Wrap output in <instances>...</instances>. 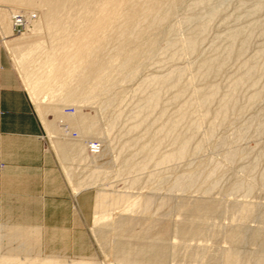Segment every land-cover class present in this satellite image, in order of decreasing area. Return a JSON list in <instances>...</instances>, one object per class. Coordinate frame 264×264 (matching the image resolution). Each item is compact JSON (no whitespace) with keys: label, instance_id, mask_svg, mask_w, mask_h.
I'll list each match as a JSON object with an SVG mask.
<instances>
[{"label":"rangeland","instance_id":"374dc122","mask_svg":"<svg viewBox=\"0 0 264 264\" xmlns=\"http://www.w3.org/2000/svg\"><path fill=\"white\" fill-rule=\"evenodd\" d=\"M82 1L75 0L62 10L60 19L63 24L60 22L62 25L58 27L54 21L47 19L49 7L40 2L0 0V86L16 87L27 96L41 129L37 140L42 154L56 161L65 181V186L50 190V195L45 197L66 200L62 204L65 211L64 207L59 206L61 208L57 213L52 209L42 213L40 209L25 212L16 203L7 199L0 200V264H72L79 261L89 264H257L255 258L262 252L264 238V183L260 180V175L264 174V68L260 66L264 56L259 52L264 50V4L262 11H256L254 7L261 0H162V7L173 6L168 18L156 26L148 18L142 19L137 29V32L141 30L138 39H142L134 42L133 39H120L118 34L134 8L112 5L116 7L113 9L110 6L113 0H90L92 2L85 5ZM206 1H211L212 8L220 5V12L208 24L207 31L201 30L199 33L202 23L208 20V13L204 14L206 20L202 14L206 9L207 12L211 9ZM135 2L137 8L142 7L149 15L144 0ZM104 3L118 17L115 15L111 19L110 27L106 25V32L104 28L98 32L100 37L98 34L92 36L95 39L92 45L99 47L96 53L91 58L85 57L69 74L63 67L59 70V61L69 56L78 58V61L86 54V50L76 44L86 43L83 36L89 33L88 21L98 18L95 14L104 9ZM105 9L110 10L107 7ZM197 15L200 18L203 16L204 21H200ZM20 16L24 19L30 17L31 21L26 27L27 32L17 34L14 29L11 30L10 21ZM191 16H197L195 18L198 21L192 17L195 22L189 23L191 19L188 20V17ZM150 23V30L145 29L146 26L150 27ZM257 23L261 24L258 26ZM255 26L263 27L256 29ZM69 28L72 31L70 34ZM234 32L242 34H239L241 38L237 36V39H233L236 41L233 43L231 36ZM192 35L199 36L197 38L200 43L194 53L187 55L181 46ZM245 37L249 38L250 43L248 40V43L243 41ZM72 41H76L75 44ZM142 43H146L145 46ZM230 43L234 44L230 49H234L235 53L227 56L224 51L228 47L225 45L230 46ZM74 48L77 51L80 49V52L77 53ZM133 48L140 50L139 54L130 67L124 68L120 52L126 50L128 53V49ZM179 51L184 54H179ZM175 54H178L177 57ZM222 59L225 60L223 63ZM88 60L99 66H111L105 70L102 80L99 78L97 81L92 73L84 69ZM210 60L217 69L213 68L216 71L212 70L211 74L204 76L205 65ZM251 61L255 63L250 64ZM54 64L55 69L52 68ZM132 65L138 67L133 74ZM251 65L256 71L260 67L257 71L260 74L256 72L259 77L251 78L253 81L256 79L253 84L250 77L249 82L247 80L243 83L249 70L244 68ZM173 69H187L186 72L182 71L184 76L179 84L173 85L175 88L171 85L161 87L162 90L159 86L145 87L152 76L164 77ZM79 71L82 74L79 75ZM242 71H245V76ZM240 77L244 85L237 81ZM2 78L3 81L8 80V83L5 84ZM234 81L240 83L238 91L235 88L237 83L234 86L235 92L232 89ZM51 87L58 89L56 93L48 92ZM159 88L160 100L156 108L145 109L148 98ZM211 88L218 90L217 96L206 105L207 108L200 110L195 92L207 94L212 91ZM46 93L47 98H44ZM177 95L179 98H176ZM60 100L67 103L62 104ZM222 102L228 103V110L224 114L220 110L227 103ZM62 106H68L67 110H77L70 122L80 134L72 129L67 120L61 119ZM201 115L205 116V121H202L204 123L201 122ZM84 119L88 123L84 124ZM93 120L97 122L99 132L94 135L84 134L82 130H86ZM196 121L201 122L198 131L193 129V124L198 123ZM47 125L50 126V132L46 130ZM3 135L7 139H0V169L6 164L2 159L16 153L8 150L13 143H22L30 148L36 146L29 138H25L28 135L24 133ZM184 140L191 141L187 155L181 160L165 162L163 159L166 155L176 153ZM90 143L99 145L95 148L96 153L99 152L103 157L99 162H91L96 153L90 152ZM103 144L107 146L105 152L102 150ZM234 150L235 159L225 161L227 154ZM30 157L23 150L22 158L18 161L30 162ZM178 184H182L180 189ZM244 185L252 186V191L247 192V187L240 190ZM79 186L85 189L76 194L75 190ZM37 188L15 187L14 190L25 192L22 197L35 198L39 196L37 192L41 191ZM1 190L4 189L0 184ZM98 192L112 193L113 196L125 194L128 198L115 208H107V204L103 212L96 210ZM147 197L153 201L150 207L144 206ZM238 204L244 211L241 209L238 212ZM234 208L236 211H233ZM245 208L250 210L251 216H244ZM234 212L237 216H234ZM42 214L45 216L27 217ZM197 233H202L201 237H196L199 236ZM238 235H242V239L239 240ZM197 251L202 254L199 253L200 258ZM228 253L238 258L228 261Z\"/></svg>","mask_w":264,"mask_h":264},{"label":"bare ground","instance_id":"6f19581e","mask_svg":"<svg viewBox=\"0 0 264 264\" xmlns=\"http://www.w3.org/2000/svg\"><path fill=\"white\" fill-rule=\"evenodd\" d=\"M34 1H37V2H40V3H42V4H44V5H46V6H48L49 7V13H48V16H47V19L49 20V21H54L55 22V25L57 26V25H59V24H63V22L61 21V19H60V13L62 12V10L63 9H65L66 7H68L69 6V4H72L74 1H72V2H70L69 0H34ZM109 1V0H108ZM136 0H113L111 3H110V6H111V8L112 7H114V6H112V5H115L116 7L118 6V7H132V8H134L131 12H130V15H129V17H127V19L125 20V26L123 27V29L121 30V31H119V38L120 39H125L126 41L127 40H132L133 39V41L134 40H141V39H138V37H139V32H141V30H139L138 32H137V29H138V24L140 25V21L143 19V20H146L147 18L149 19V21L152 23V25H154L155 24V26L156 25H159V24H161L162 22H164L167 18H168V16H169V14L171 13V11H172V8H173V6L172 5H170V7L168 8V7H162V5L164 6V3H163V1L162 0H144V2H143V4H145V6H146V8L150 11V13H149V15L146 13V11L145 10H143L142 9V7H140L141 9H139V8H137V3L135 2ZM223 1V0H222ZM92 1H90V0H84V1H82V3L85 5V4H87V3H91ZM104 2V1H103ZM200 2V1H199ZM206 2H209V4H206V5H209L208 7H209V9H210V7H211V9L209 10V12H207V9L205 10L206 12H204L202 15L203 16H205L204 14H206V13H208V14H206L207 15V18H208V20H206V16L204 17L205 19L204 20H206L207 22H205L204 20H202V17L200 18L198 15V19L201 21L202 20V22L204 21V23H202L201 24V22H200V25H202L201 27H202V29H199V33H200V31L202 30H206L207 29V27H208V24L214 19V17L216 16V14H218V12H220V11H218L219 10V7H220V5H219V7H216V5H215V7L213 6V8H212V6H210V3H211V1H206ZM16 3V2H15ZM205 3V2H204ZM258 3H260V2H258ZM200 4V3H199ZM201 4H203V2H201ZM262 4H264V1L262 2V0H261V3L260 4H258V6H255L254 8H256L255 10L256 11H262V9H263V5ZM106 5V3H104V6ZM107 5H108V3H107ZM212 5V4H211ZM222 5V4H221ZM88 6V5H87ZM100 5H98L97 7H99ZM102 6H103V3H102ZM110 6L108 7V6H105L104 7V9H103V7H101V9H103V10H99V12L97 11V13H96V11H95V15H96V17H98V18H92L91 20H89L88 22V24H90V29L89 30H87L89 33L87 34V35H84L83 36V40H85L86 41V43L84 44L83 42V44L81 43H78V44H76V45H79V47H80V49H82V50H86V54L83 56V57H80V59L77 61V59H74L73 58V56L71 57V56H69L68 58H63L64 60H62V61H59V65H58V69L60 70V68L61 67H63V68H65V71L67 72V74H69V73H71V72H73V70H75V67L80 63V62H82L84 59H85V57H88V58H91L95 53H96V50H98V49H96V48H99V47H96L95 45H92V42L95 40L94 38H92V36L94 35V37L95 36H97V34H98V32L100 31V30H102L103 28L105 29L106 28V25H109V22L111 21V19H113L114 17H115V15L117 14L113 9H116V7H114L113 9H110ZM202 6V5H201ZM218 6V5H217ZM109 8L110 10H108V9H105V8ZM192 7V6H191ZM207 7V8H208ZM73 8V7H72ZM175 8V7H174ZM194 8H195V6H194ZM68 9V8H67ZM71 9V8H70ZM94 9V8H93ZM99 9V8H98ZM119 9H117V11H118ZM254 10V11H255ZM123 11H125V9L123 10ZM255 11V12H256ZM87 12V11H86ZM122 12V11H121ZM123 13V12H122ZM257 13V12H256ZM85 14V13H84ZM92 14V13H91ZM82 15V14H81ZM86 15V14H85ZM85 15H84V17H85ZM120 15H122V14H120ZM92 16V15H91ZM117 16V15H116ZM197 16H195V17H197ZM201 16V15H200ZM118 17V16H117ZM121 17V16H120ZM123 17V16H122ZM193 16H191V17H188V20L189 19H191ZM195 17H193V20H196L197 18H195ZM187 18V17H186ZM195 18V19H194ZM40 19V18H39ZM198 19L196 20V21H198ZM81 20H82V18H81ZM119 20H120V18H119ZM142 20V21H143ZM188 20H186V21H188ZM192 19L189 21V23L190 22H192L193 21ZM31 21V18L30 17H28V19H26V22H27V25L26 26H28V22H30ZM49 21H48V23H49ZM63 21H64V19H63ZM118 21V20H117ZM61 22V23H60ZM68 22V21H67ZM71 22H72V20H71ZM70 22V23H71ZM193 22H195V21H193ZM264 22V21H263ZM81 23V22H80ZM85 23V22H84ZM117 23V22H116ZM151 23L150 24H148L150 27H148V26H146L147 28H145V29H148V28H151L152 27V25H151ZM186 23V22H185ZM61 24V25H62ZM65 24V23H64ZM68 24V23H67ZM73 24V23H72ZM187 24V23H186ZM185 24V25H186ZM199 24V23H198ZM259 24H261V23H257V25L259 26ZM40 25H41V22H40ZM55 25L53 26V28L55 27ZM83 25V24H82ZM85 25V24H84ZM256 25V24H255ZM262 25H264V23H262ZM34 26V25H33ZM70 26H71V24H70ZM87 26V27H88ZM111 25H109L108 27H110ZM161 26V25H160ZM211 26V25H210ZM258 26H255V28L256 27H258ZM58 27H60V25L58 26ZM67 27H69V26H67ZM143 27V26H142ZM142 27H140L139 29H141ZM185 27V26H184ZM200 27V26H199ZM200 27V28H201ZM261 27H263V26H260V27H258V28H261ZM10 28H11V30L12 29H14V21L12 20V18H11V21H10ZM62 28V27H61ZM180 28V27H179ZM35 29V28H34ZM41 29H42V27H41ZM40 29V30H41ZM56 29V28H55ZM59 29V28H58ZM64 29H66V28H64ZM83 29H84V27H83ZM111 29V28H110ZM155 29V28H154ZM257 29V28H256ZM262 29V28H261ZM143 30V29H142ZM148 30H150V29H148ZM263 31H264V28L262 29ZM37 31H39V29L37 30ZM43 31V30H42ZM46 31V30H45ZM47 31H48V29H47ZM52 31V30H51ZM65 31V30H64ZM67 31V30H66ZM69 34L70 33H72V31L70 30V28H69ZM82 31V30H81ZM84 31V30H83ZM103 31V30H102ZM107 31H108V29H107ZM157 31V30H156ZM207 31V30H206ZM239 31H242V30H239ZM262 31V32H263ZM25 32H27V31H25ZM40 32V31H39ZM52 32H55V31H52ZM51 32V33H52ZM56 32H59V31H56ZM61 32H63V31H61ZM77 32V31H76ZM101 32V31H100ZM99 32V33H100ZM105 32H106V29H105ZM105 32L104 33H102V34H105ZM231 32V31H230ZM238 32V31H237ZM237 32H234L235 34H233L232 36H231V38H232V40L230 39V37H228V39H230L231 40V42H233L234 40L233 39H237L238 37L237 36H240V38H241V35H239L240 33L242 34V32L244 33V31H242V32H240V33H237ZM50 33V34H51ZM86 33V32H85ZM145 33V32H144ZM150 33V32H149ZM204 32H202V34H203ZM39 34V33H38ZM44 34V33H43ZM62 34V33H61ZM64 34V33H63ZM67 34V33H66ZM232 34V33H231ZM245 34V33H244ZM243 34V35H244ZM23 36L22 37H24V34H22ZM194 35H196V34H194ZM194 35H192V37H188V39L186 40V41H184L183 42V45L182 44H180V46L183 48L184 47V51H185V53L188 55L189 53H194L196 50H197V46H198V42H199V38H197V37H199V36H201L200 34H199V36H194ZM197 35H198V30H197ZM247 35V34H246ZM21 36V35H20ZM26 37H28L27 35H25ZM76 36V35H75ZM79 36V35H78ZM98 36H99V34H98ZM144 35L142 34V36L141 37H143ZM154 36V35H153ZM163 36V35H162ZM174 36V35H173ZM177 36V35H176ZM229 36V35H228ZM248 36H249V34H248ZM247 36V37H248ZM57 37V36H56ZM69 37V36H68ZM100 37V36H99ZM175 37V36H174ZM185 37H186V35H185ZM237 37V38H236ZM251 37V36H250ZM58 38V37H57ZM78 38V37H77ZM98 38V37H97ZM96 38V39H97ZM118 38V39H119ZM243 38V37H242ZM15 39V38H14ZM21 39V38H20ZM26 40L24 41V42H26L27 41V38H25ZM73 39V38H72ZM117 39V38H116ZM117 39V40H118ZM119 39V40H120ZM154 39V38H153ZM181 39V38H180ZM16 40V39H15ZM74 40H78V39H75L74 38ZM93 40V41H92ZM99 40H100V42L99 43H101V41H102V37L101 38H99ZM107 40H108V38H107ZM146 40V39H145ZM144 40V41H145ZM158 40V39H157ZM200 40H201V38H200ZM244 40H246L245 42L246 43H248L247 42V40L249 41V38L247 39L246 37L243 39V41ZM71 41V40H70ZM76 41H72L73 42V44H75V42ZM81 41H82V39H81ZM88 41V42H87ZM98 41V40H97ZM104 41V40H103ZM122 41H124V40H122ZM125 41V42H126ZM174 41H175V39H174ZM201 41H203V40H201ZM240 41H241V39H240ZM239 41V42H240ZM17 42H19V41H16V43ZM72 42H71V44H72ZM135 42V41H134ZM157 42V41H156ZM234 42H236V41H234ZM233 42V43H234ZM8 44H9V42H7ZM11 43V42H10ZM16 43H15V45H16ZM69 43V42H68ZM67 43V44H68ZM128 43V42H127ZM141 43V42H140ZM151 43H153V42H151ZM177 43V42H176ZM175 43V44H176ZM200 43V42H199ZM202 43V42H201ZM242 43V42H241ZM245 43V44H246ZM249 43H250V41H249ZM8 44H7V46H8ZM66 44V43H65ZM95 44H97V42L95 43ZM123 44V43H122ZM130 44V43H129ZM143 44V43H142ZM145 44L146 43H144L143 45L145 46ZM179 44V43H178ZM231 44V43H230ZM5 45V44H4ZM18 45V44H17ZM177 45V44H176ZM200 45V44H199ZM229 45V44H228ZM231 45H233V46H231ZM230 46H226L225 45V47H228L224 52H226V54H227V56H229V55H231V53L232 52H234L233 50L234 49H230V48H233L234 47V44H231ZM243 45H244V42H243ZM10 46H14V45H12V44H10ZM9 46V47H10ZM57 46V45H56ZM61 46H64V45H61ZM75 46V45H74ZM98 46V45H97ZM135 46H137V45H134L133 47H135ZM170 46H172V44L170 43ZM214 46H216V45H214ZM245 46H247V44L245 45ZM71 47V46H70ZM103 47H104V45H103ZM142 47V46H141ZM149 47H150V45H149ZM153 44L151 45V48H152V50H153ZM175 47V46H174ZM178 47V46H177ZM123 48V47H122ZM128 48V47H127ZM137 48V47H136ZM136 48H133V49H136ZM171 48V47H170ZM55 49V48H54ZM77 49V48H76ZM80 49H79V51H77V50H75V48H74V50L78 53V52H80ZM133 49H128L129 51H128V53L126 52V50L124 51H121L120 52V55L122 56V58H123V66H124V68L125 67H130L131 66V64L133 63V61H134V59L136 58V56L139 54V51L140 50H138V49H136V50H134V51H132ZM143 49V48H142ZM147 49V48H146ZM216 49V48H215ZM236 49V48H235ZM264 49V48H263ZM262 49V50H263ZM62 51H61V53L63 54V52H64V48L62 47V49H61ZM130 50L132 51V52H130ZM173 50V49H172ZM176 50V49H175ZM182 50V51H183ZM218 50V49H217ZM228 50V51H227ZM69 51V50H68ZM74 51V52H75ZM103 51V50H102ZM151 51V50H150ZM222 51V50H221ZM244 51H245V49H244ZM264 51V50H263ZM263 51H259V52H261V54H263V56H264V52ZM54 52V51H53ZM73 52V55L75 54ZM176 52V51H175ZM177 52H178V50H177ZM238 52V51H237ZM65 53H68V52H65ZM70 53V52H69ZM84 53V52H83ZM119 53V52H118ZM117 53V54H118ZM144 53V52H143ZM182 53V55L184 54V52H181ZM180 53V51H179V54H181ZM219 53V52H218ZM222 53V52H221ZM235 53V52H234ZM239 53V52H238ZM81 54V53H80ZM260 54V53H259ZM76 55V54H75ZM174 55V54H173ZM176 56L175 57H177V55L178 54H175ZM191 55V54H190ZM189 55V56H190ZM222 55H223V53H222ZM62 56V55H61ZM66 56V55H65ZM218 56V55H217ZM226 56V57H227ZM234 56V55H233ZM232 56V57H233ZM259 57H261L260 55H258ZM110 57H112V56H110ZM114 57V56H113ZM112 57V58H113ZM117 57V56H116ZM180 57V56H179ZM187 57V56H186ZM214 57V56H213ZM212 57V58H213ZM220 57V56H219ZM225 57V58H226ZM231 57V56H230ZM256 57V56H255ZM54 58V57H53ZM88 58H86V59H88ZM209 58V57H208ZM215 58V57H214ZM60 59V58H59ZM62 59V58H61ZM93 59V58H92ZM98 59V58H97ZM97 59H96V61H97ZM111 59V58H110ZM117 59V58H116ZM119 59V58H118ZM173 59V58H172ZM171 59V60H172ZM176 59V58H175ZM206 59V58H205ZM218 59V58H217ZM228 59V58H227ZM262 59V58H261ZM263 59H264V57H263ZM207 60H209V59H207ZM211 60H213V59H211ZM210 60V61H211ZM215 60V59H214ZM223 60V59H222ZM254 60H256V59H254ZM57 61V60H56ZM55 61V62H56ZM89 61V62H88ZM87 62V66H86V68L84 67V69H87V71L89 72V74L90 73H92L93 75H94V77H96V80L98 81V80H102V77H104V72H105V70L106 69H108L109 67H111L110 65H109V67L107 66V65H102V66H99L97 63H95V62H90V60H88ZM99 61H101V59L99 60ZM111 61V60H110ZM109 61V62H110ZM119 61V60H118ZM180 61V60H179ZM217 61H219V60H217ZM225 60H223L222 61V63L224 62ZM227 61V60H226ZM208 62V61H207ZM252 62L253 61H251L250 62V64H252ZM214 62L213 61H211V62H208L206 65H205V75L204 76H206V75H208V74H211V72H212V70H213V68H215V69H217L216 67H215V65L213 64ZM219 63V62H218ZM222 63H220L219 65H221ZM247 63V62H246ZM249 63V62H248ZM253 63H255V62H253ZM215 64H217V63H215ZM262 64V63H261ZM263 64H264V62H263ZM260 65L261 66V68H264V65ZM56 64H54L53 65V69H55V66ZM224 65V64H223ZM246 65V64H245ZM248 65V64H247ZM55 66V67H54ZM119 66V65H118ZM120 66H121V64H120ZM203 66V65H202ZM250 66V65H249ZM249 66H245V70L246 69H249V70H247V72H248V78H247V76H245L246 74H244V72H243V74H244V76L246 77V80H244L245 78H243L244 76H243V74L241 75L242 76V78H243V80H244V82L243 83H245V81H247L248 79H249V77H250V79L251 78H256L258 75H257V71L260 69V67H258L259 69L256 71L255 69H254V67L255 66H257V63L256 64H254V67H253V65H251V67H249ZM112 67H114V65L112 66ZM132 67H133V65H132ZM246 67H249V68H246ZM51 68V69H52ZM137 68L138 67H136V68H132V70H131V74H133L135 71H137ZM180 68V67H179ZM186 68V67H185ZM197 68V67H196ZM200 68V67H199ZM123 69V68H122ZM183 69V68H182ZM178 70V71H174V69H173V71L171 72V73H165L166 74V76H164V77H160V76H157V77H155V76H152V78H150V79H148L147 80V84H145V87H150V86H159L160 88L162 87L163 88V86H172V87H174L173 85H176L177 86V84H179V81H181L180 79L182 78V76H184L183 74V72H186L187 71V69H184V71L183 70ZM198 69V68H197ZM219 69V68H218ZM81 70V69H80ZM117 70V69H116ZM204 70V69H203ZM82 71V70H81ZM81 71H79L80 73H79V75L80 74H82L81 73ZM83 71H85V70H83ZM82 71V72H83ZM123 71V70H122ZM183 71V72H182ZM214 71H216V70H213V72ZM218 71V70H217ZM220 71V70H219ZM260 71H262V69L260 70ZM75 72V71H74ZM78 72V71H77ZM257 72V73H256ZM263 72V71H262ZM58 73V72H57ZM62 73V72H61ZM76 73V72H75ZM85 73V72H84ZM127 73H128V71H127ZM204 73V72H203ZM202 73V74H203ZM130 73H128V75H129ZM194 74V73H193ZM200 74V73H199ZM258 74H260V72L258 73ZM65 75V74H64ZM76 75H78V74H76ZM84 75V74H83ZM127 75V76H128ZM131 76V75H130ZM256 76V77H255ZM59 77V76H58ZM80 77V76H79ZM208 77V76H207ZM259 77V76H258ZM69 78H70V76H69ZM100 78V79H99ZM241 77L239 78V79H237V81L239 80L240 82L242 81V80H240V79H242ZM65 79V78H64ZM124 79H126V78H124ZM253 79H251L252 81H253ZM90 80V79H89ZM88 80V81H89ZM250 80V82L253 84L254 83V81L256 80H254L253 82ZM66 81V80H65ZM87 81V82H88ZM188 81V80H187ZM235 82L234 81V83L235 84H232L233 85V87H232V89L234 88V86L236 85V83H237V85H238V83L239 82ZM104 82V81H103ZM144 82V81H143ZM195 82V81H194ZM248 82H249V80H248ZM113 83V82H112ZM186 83V82H185ZM184 83V84H185ZM189 83V82H188ZM232 83V82H231ZM242 82H241V84H243ZM63 84H64V82H63ZM65 84H67V82L65 83ZM94 84V83H93ZM102 84V83H101ZM230 84V83H229ZM240 84V83H239ZM256 84H257V82H256ZM255 84V85H256ZM81 85V84H80ZM231 85V84H230ZM244 85V84H243ZM63 86V85H62ZM61 86V87H62ZM66 86V85H65ZM112 86V85H111ZM189 86H191V85H189ZM188 86V87H189ZM212 86V85H211ZM218 86V85H217ZM254 86V85H253ZM144 87V86H143ZM144 87V88H145ZM238 87H240V85H238L237 87L235 86V88H237L236 90L238 91L239 90V88ZM58 88V87H57ZM143 88V89H144ZM154 88V87H153ZM160 88H159V90L157 91L156 90V92H152L151 94L152 95H150L149 97L150 98H148V103L145 105V109H147V110H153V109H155L156 108V105L159 103V100H160V93H159V91H160ZM162 88H161V90H162ZM171 88V87H170ZM169 88V89H170ZM175 88V87H174ZM198 88V87H197ZM196 88V89H197ZM231 88V87H230ZM230 88H229V90H230ZM235 88H234V90H233V92H235ZM140 89V88H139ZM209 89V88H208ZM214 89V88H213ZM231 89V90H232ZM58 89H56V87H55V89L54 88H50V89H48V92L49 93H56V91H57ZM59 90H60V87H59ZM142 90V89H141ZM153 90V89H152ZM195 90V89H194ZM200 90V89H199ZM211 90H212V88H211ZM217 90V89H216ZM216 90H212L211 92H209V93H204V94H202V93H200V92H195V96H196V98L198 99L197 101H198V106L200 105V110L201 109H204L205 107H206V105H208L212 100H214V98H215V96H217V91ZM61 91V90H60ZM59 91V92H60ZM171 91V90H170ZM202 91V90H201ZM236 91V92H237ZM69 92H70V90H69ZM73 92V91H72ZM185 92V91H184ZM206 92V91H205ZM231 93L230 92V94L232 95H234V93ZM71 93V92H70ZM70 93H69V95H70ZM136 93V92H135ZM140 93V92H139ZM182 93V92H181ZM180 93V94H181ZM229 93V92H228ZM228 93H227V95H228ZM179 93H178V95H180ZM229 94V95H230ZM257 94V93H256ZM46 95H48V93H46L43 97L44 98H47V96ZM177 95V97L176 98H179V96ZM226 95V94H225ZM230 95V96H231ZM232 95V96H233ZM236 95V94H235ZM258 95V94H257ZM42 96V95H41ZM68 96V95H67ZM193 96V95H192ZM224 96V95H223ZM238 96V95H237ZM54 97V96H53ZM174 97V96H173ZM183 97V96H182ZM220 97H222V96H220ZM226 97V96H225ZM254 97H256V95L254 96ZM147 98V97H146ZM175 98V99H176ZM234 98H235V96H234ZM233 98V99H234ZM257 98V97H256ZM256 98H251V99H256ZM51 99H52V96H51ZM72 99V98H71ZM223 99V98H222ZM225 99V98H224ZM232 99V98H231ZM65 100V99H64ZM194 100V99H193ZM219 100V99H218ZM227 102H229L228 100H229V98L227 99V97H226V99H225ZM224 100V101H225ZM61 101V100H60ZM62 101H63V99H62ZM61 101V102H62ZM78 101V100H77ZM220 101H221V99H220ZM66 102V101H65ZM72 102V101H71ZM191 102V101H190ZM189 102V103H190ZM226 102V103H227ZM232 102V101H231ZM64 102H62V104H63ZM67 103V102H66ZM66 103H64V104H66ZM69 103V102H68ZM73 103V102H72ZM74 103H75V101H74ZM82 103V102H81ZM88 103V102H87ZM223 104H226V103H224V102H222ZM235 103V102H234ZM71 104V103H70ZM194 104V103H193ZM230 104V103H229ZM76 105V104H75ZM80 105V104H79ZM228 103L220 110L223 114L225 113V112H227V110H228ZM192 106V105H191ZM231 106V105H230ZM67 107L68 106H64V108H63V106H62V108H61V112H62V117H61V119H63V120H67L68 121V123H69V125L72 127V129L75 131V132H77V133H79L80 134V132L78 131V130H76L73 126H72V123L70 122V120H72V119H74V117L76 116V114H77V110L75 109V108H72L73 110H67ZM143 107V106H142ZM203 107V108H202ZM235 107V106H234ZM56 108H59V107H56ZM70 108V107H69ZM182 108V107H181ZM186 108V107H185ZM197 108V107H196ZM207 108V107H206ZM56 110V109H55ZM58 110V109H57ZM67 110V113L65 112ZM78 110H80V109H78ZM144 110V109H143ZM219 110V109H218ZM155 111V110H154ZM190 111V110H189ZM204 111V110H203ZM149 112V111H148ZM191 112V111H190ZM202 112V111H201ZM221 112H219L218 111V113H221ZM229 113V112H228ZM185 114V113H184ZM196 114V113H195ZM227 114V113H226ZM218 115V114H217ZM220 116V115H219ZM227 116V115H226ZM203 117H204V119H205V116H202L201 115V122L202 121H205L204 119H203ZM199 118V117H198ZM197 118V119H198ZM207 118V117H206ZM221 118V117H220ZM226 118V117H225ZM184 119H185V117H184ZM216 119V118H215ZM214 119V120H215ZM223 119V118H222ZM87 119H84L82 122L85 124L87 121H86ZM194 120V119H193ZM219 120V119H218ZM226 120V119H225ZM199 121H200V119H199ZM199 121H196V122H198V123H192L194 126V130H196V131H198L197 129L198 128H200L201 127V122H199ZM173 122V121H172ZM176 122V121H175ZM214 122V121H213ZM88 123V122H87ZM202 123H204V122H202ZM216 122H214V124H215ZM222 123V122H221ZM81 124V123H80ZM96 124H97V122L95 121V120H93L92 122H90L88 125H87V127H86V130H82V131H85L84 132V134L86 133V135H94V134H96V133H98L99 132V130H98V128L96 127ZM172 124H174V123H172ZM199 124H200V127H199ZM217 124V123H216ZM170 125V124H169ZM175 125H177V124H175ZM189 125V124H188ZM218 125V124H217ZM259 125V124H258ZM187 126V125H186ZM203 126V125H202ZM216 126V125H215ZM165 127V126H164ZM168 127V126H167ZM214 127V126H213ZM219 127H220V125H219ZM47 129V131H51L50 130V126L49 125H47V127H46ZM82 128H84V127H82ZM170 129H171V127H169ZM215 128V127H214ZM168 129V128H167ZM218 129V128H217ZM189 130V129H188ZM209 130H211V129H209ZM215 130V129H214ZM167 131V130H166ZM169 131V130H168ZM170 131H172V130H170ZM200 131V130H199ZM161 132V131H160ZM157 133V132H156ZM159 133V132H158ZM164 133V132H163ZM193 133V132H192ZM196 134V133H195ZM174 135V134H173ZM164 136V135H163ZM177 136V135H176ZM175 138V137H174ZM180 138V137H179ZM172 139H173V137H172ZM186 139V138H185ZM157 140V139H156ZM179 140V139H178ZM183 140V139H182ZM187 140H188V138H187ZM191 140V139H190ZM185 141L184 140V142H182L181 143V145H179L180 147L178 148V151L176 152V153H171V154H169V155H166V157L163 159L165 162H171V161H174V160H181L182 158H184L186 155H187V153H188V149H189V147H190V142L192 141ZM102 141V140H101ZM175 141V140H174ZM104 142V141H103ZM176 142V141H175ZM226 142V141H225ZM56 144V143H55ZM159 144V143H158ZM161 144V143H160ZM178 144V143H177ZM87 145V144H86ZM147 147V146H146ZM85 148V147H84ZM84 148H82V149H84ZM101 148V147H100ZM151 148V147H150ZM79 149H81V148H79ZM200 149V148H199ZM102 150L105 152V151H107V146H105L104 144H103V146H102ZM87 151V150H86ZM57 152V151H56ZM80 152V151H79ZM81 152H83V151H81ZM95 153H96V151H94ZM94 152H93V154H94ZM235 150L233 151V152H229L227 155V159H225V161L226 160H228V161H230L231 162V160L233 159H235L234 158V156L236 155L235 153ZM99 153V152H98ZM98 153H96V154H94L93 156H95V157H93V158H91V162L92 163H96V162H99L100 160H102V158L103 157H101ZM237 153V152H236ZM80 154V153H79ZM150 154V153H149ZM154 154V153H153ZM86 159H88V157L86 156ZM90 159V158H89ZM164 161L162 162V163H164ZM227 161V162H228ZM262 176V177H261ZM260 177H261V179L260 180H262V182L264 183V174H262V175H260ZM254 179V178H253ZM250 180H252V179H250ZM254 182H255V180H253ZM252 181V182H253ZM249 182V181H248ZM248 182H246V183H248ZM181 183V182H180ZM250 183V182H249ZM89 184V183H88ZM92 185V184H91ZM90 185V186H91ZM182 185V184H181ZM180 184H178V186L177 187H179V189H180V186H181ZM252 185H253V183H252ZM83 186V185H82ZM89 186V185H88ZM245 186V187H244ZM244 186H240L242 189H240V190H243V189H246V187H247V192H251L252 191V186H249V185H244ZM81 186H79V188H77V190H75V192H76V194H79L80 193V191L82 190V189H85V188H80ZM83 187H85V186H83ZM92 187V186H91ZM244 187V188H243ZM255 187V186H254ZM98 197H97V202H96V210H102L103 211V209L104 208H108V207H110V208H115V207H118V206H121L122 205V203H124L125 202V200H127L126 198H128V197H125L124 195H122V194H116L115 196H113L112 195V193L111 194H109V193H103V192H98ZM149 197H147V198H145V204H144V206L145 207H150L151 205H152V199L150 198V199H148ZM143 201V202H144ZM108 204V205H107ZM107 205V206H106ZM231 205H233L232 203H231ZM239 205L240 204H238L237 206L239 207ZM106 206V207H105ZM222 206V205H221ZM227 206V205H226ZM143 207V206H142ZM248 207V206H247ZM102 208V209H101ZM218 208V207H217ZM230 208H232V207H230ZM240 209H238L237 208V210H238V212H239V210H240V212H241V209L243 210V208L242 207H239ZM249 209V208H248ZM143 210H145V208L143 207ZM98 211V212H99ZM233 211H236V209L234 208L233 209ZM244 211V210H243ZM104 212V211H103ZM102 212V213H103ZM237 212V214H239ZM252 212V211H251ZM232 213V212H231ZM236 212H234V216H237L236 214H235ZM249 213H250V210H246V208H245V215L244 216H251V214L249 215ZM215 215V214H214ZM62 216V215H61ZM230 216H233L232 214L230 215ZM240 216V215H239ZM248 219V218H247ZM202 232H203V230H202ZM197 234H199V233H197ZM201 235H202V233H200ZM199 234V236H197L196 235V237H201V235ZM238 237V239L240 240V239H242V235H238L237 236ZM261 248H262V252H261V254L260 255H258L255 259H256V263L257 264H264V238H263V240H262V244H261ZM199 249V248H198ZM197 253H198V251H197ZM200 254H201V252H199ZM199 253H198V257L200 258V255H199ZM229 254V253H228ZM190 256L192 257V255L190 254ZM201 256H202V254H201ZM189 257V256H188ZM191 257H190V260H191ZM195 257H193V259H194ZM202 258V257H201ZM236 258H238L237 256H233V255H230L229 254V256H227V258H226V260H228V261H232L233 259H236ZM198 259V258H197ZM195 260V259H194ZM199 260H201V259H199ZM197 261V260H196ZM72 264H89L88 262H83V261H79V262H74V263H72Z\"/></svg>","mask_w":264,"mask_h":264},{"label":"crops","instance_id":"0c3cea01","mask_svg":"<svg viewBox=\"0 0 264 264\" xmlns=\"http://www.w3.org/2000/svg\"><path fill=\"white\" fill-rule=\"evenodd\" d=\"M3 80L4 78H2V81ZM3 82L7 84L8 80ZM0 87V91H2V94H0V139H7L3 134L24 133L28 135L25 138H29L30 142L36 145L34 148H30L25 144H18L15 142L12 148L8 149L16 151V153L8 155L7 159H2L6 164L0 169V184L4 189L0 191V200L5 201V199H7V201L11 203H16L25 212L39 209L41 213L44 212V210L50 209L59 212L58 210L61 207H64L65 211V206H62V204H65L66 200L60 201L45 197L50 195V190L54 191L55 189L57 190L58 186H65V181L56 161L42 154L41 145L37 140V136L41 133V129L33 114L27 96L24 93L21 94V92H19L20 90L16 87ZM2 112L5 114H2ZM23 150L31 156L29 158L30 162L18 161L22 158ZM2 155L5 157L4 152ZM34 158L36 159L33 162L32 160ZM8 159H10V161H15L9 162ZM29 186H35L38 187V190H41L37 192L39 195L38 197H22V193L24 195L25 192L14 190L15 187L21 189L23 187L29 188ZM5 188L11 190L6 192L7 190H5ZM31 216L44 217L45 215H28L27 217Z\"/></svg>","mask_w":264,"mask_h":264},{"label":"built area","instance_id":"2783aa9c","mask_svg":"<svg viewBox=\"0 0 264 264\" xmlns=\"http://www.w3.org/2000/svg\"><path fill=\"white\" fill-rule=\"evenodd\" d=\"M14 31L17 33V34H21L23 31L26 30V25H27V22H26V19H24L22 16L20 17H16L14 20ZM99 146L98 144H92L90 143L88 145L89 149H90V152H94L96 151L95 148Z\"/></svg>","mask_w":264,"mask_h":264}]
</instances>
